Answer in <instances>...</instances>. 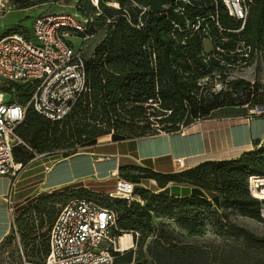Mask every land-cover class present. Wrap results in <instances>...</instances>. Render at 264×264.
I'll list each match as a JSON object with an SVG mask.
<instances>
[{
  "label": "trees",
  "instance_id": "16d2710c",
  "mask_svg": "<svg viewBox=\"0 0 264 264\" xmlns=\"http://www.w3.org/2000/svg\"><path fill=\"white\" fill-rule=\"evenodd\" d=\"M48 1L55 0H34L22 8ZM96 1L92 5L80 0L85 4L81 12L92 18L88 23L82 21L91 37L89 28L98 25L105 29L91 55L87 59L82 55L86 89L58 121L27 106L15 132L29 149L17 146L14 157L17 149L26 150L31 157L56 153L67 157L77 152L76 147L94 145L103 136L122 141L176 132L216 108L248 104L254 91L249 82L238 80L230 85L235 93H244L246 99L240 102L221 91L204 94L202 82L221 77L226 65L249 66L255 56H264V0H245V20L229 16L219 0ZM205 40L212 47L209 52L204 50ZM0 90H13L19 103L26 106L31 86L9 83ZM118 172L120 178L132 183L154 180L161 190L134 187L137 199L128 203L107 194L72 189L75 197H86L114 211L116 236L129 233L143 243L154 231L153 218L173 219L188 235L201 234L209 224L216 234L235 238L234 247L221 254L220 264H264V235L230 223L226 213L237 212L261 222L260 201L249 187L264 197V148L172 173L137 164L120 165ZM169 183L183 185L182 193L175 194L178 188L166 187ZM54 196L44 195V202L36 199L16 216L23 243L36 230L27 249L39 253V262L47 254L49 229L59 212L50 203L46 205ZM44 218L49 225L41 231ZM27 223L26 231L22 226ZM38 240H44L40 250ZM149 252L153 264H204L207 260L199 248L169 240ZM113 256L114 264H147L132 249Z\"/></svg>",
  "mask_w": 264,
  "mask_h": 264
},
{
  "label": "built area",
  "instance_id": "2783aa9c",
  "mask_svg": "<svg viewBox=\"0 0 264 264\" xmlns=\"http://www.w3.org/2000/svg\"><path fill=\"white\" fill-rule=\"evenodd\" d=\"M219 1L229 16L245 20L248 9L245 0ZM31 33L33 40L21 32L0 36V80L31 86L26 106L13 99L4 100L3 93L0 96V176L11 179L6 196L11 231H16L12 195L25 166L16 162L14 149L19 145L29 149L15 130L24 118L26 107L31 106L38 114L58 121L69 113L86 89L81 50L73 46L74 37L82 41L91 38L84 22L73 13L40 14L32 19ZM263 111L264 106L249 110L250 114ZM41 156L35 154L30 161ZM177 162L179 166L183 165V161ZM249 191L257 198L250 187ZM107 195L128 203L137 199L134 184L120 177L116 179L114 191ZM258 200L259 217L264 223V199ZM114 230L116 215L113 210L86 197H73L61 207L51 223L47 254L36 264H114L113 253H122L128 248L123 249L120 244L124 234L116 236ZM23 263L34 264L24 258Z\"/></svg>",
  "mask_w": 264,
  "mask_h": 264
},
{
  "label": "crops",
  "instance_id": "0c3cea01",
  "mask_svg": "<svg viewBox=\"0 0 264 264\" xmlns=\"http://www.w3.org/2000/svg\"><path fill=\"white\" fill-rule=\"evenodd\" d=\"M247 104L224 106L194 120L176 132H160L122 141H106L50 161V156L33 159L19 173L12 200L25 204L41 193H48L67 184L93 193L114 191L120 165L148 166L161 173H172L206 161L236 159L245 152L264 148V111L250 114ZM110 137V136H109ZM177 160L183 161L179 166ZM10 177L0 176V244L10 234L6 196ZM153 192L161 189L151 179L133 183ZM181 194L183 185L169 183Z\"/></svg>",
  "mask_w": 264,
  "mask_h": 264
},
{
  "label": "rangeland",
  "instance_id": "374dc122",
  "mask_svg": "<svg viewBox=\"0 0 264 264\" xmlns=\"http://www.w3.org/2000/svg\"><path fill=\"white\" fill-rule=\"evenodd\" d=\"M34 0H0V36L3 34H7L10 32H21L24 33L27 38L33 40V36L31 33V22L32 19L37 15L43 14H55V13H73L78 19L84 21L86 23L92 21L89 19L91 17L88 14H84L81 12V8L85 7L84 2H80V0H55L48 1L45 3L35 4L28 8H22L26 2H33ZM90 4H96V0H89ZM88 21V22H87ZM100 25V24H99ZM95 27V28H94ZM89 29L92 30L93 35L87 41H82L78 37L73 38V46L75 49H80L81 54L86 59L91 55L94 46L97 42L104 36L105 29L101 26H94ZM223 74L221 77L213 76V78H209L208 80H204L202 84L205 86L203 89V93H217L221 91L222 93H228L227 97H231L236 99L237 101H245L246 97L243 92L238 91L235 93L233 89H230V85L233 82L238 80H243L249 82L253 85L254 91L252 92L249 100L248 106L249 108L255 109L256 106H264V56L258 55L252 59V62L249 66H241L240 64H234L232 66H225L223 70ZM9 83L0 80V89L4 87H8ZM3 93L4 100L10 101L15 100L19 102L18 98L15 96L13 90L8 93ZM109 136H103L98 138L97 143H104L109 141ZM84 150L83 148L76 147V151ZM21 151L19 149L16 150L15 160L19 162H29L33 157L28 155L29 152ZM66 150H61L64 152ZM46 156H41L39 159H43ZM63 157L61 153H56L50 155L49 160H58ZM119 175V174H118ZM72 184H67L58 189H54L48 193H41L37 197L29 200L25 204H18V208L16 212V216L19 215L21 210H24L30 204L36 201V199H40L44 195H56L54 198L47 201V206H53L54 211H58L61 209L63 204L67 202L69 199L75 197V193L72 190ZM135 187V186H134ZM72 191V192H71ZM100 195V194H99ZM254 195V194H253ZM44 202V199L41 198ZM42 202V203H43ZM53 203V204H51ZM227 220L230 223H233L239 227L245 228L257 235H264V223L260 221H256L253 219H249L246 217L240 216L237 212L226 211ZM19 217V216H18ZM180 217L176 216L175 218ZM38 220H35V224H37ZM44 227L41 231H46L47 226L49 225L48 220L44 218ZM29 223L23 224V228L29 230ZM152 225L154 228L153 233L143 242L140 240L135 241L132 239L129 241L128 248L132 249L135 252V255H139L141 260L147 262V264H153L152 258L150 256L149 249L156 248L160 244L166 243V241H172L174 243L179 244H188L193 245L204 252L207 256V260L204 264H220V257L223 252H226L229 248H233L234 236H222L215 233L213 227L209 224L205 225L204 231L199 235H188L186 231L180 229L173 219L168 218H153ZM20 226L18 223L16 224V231H11L7 238L0 244V264H24L23 258L26 262L31 261V263L39 262V253L31 254L27 249L30 247L29 239L35 232H32V235L28 236L27 242L24 243L21 241L23 236L19 231ZM40 232V230H37ZM131 234L129 233H123ZM38 242V249H42L41 242ZM159 244V245H157ZM126 251V250H124Z\"/></svg>",
  "mask_w": 264,
  "mask_h": 264
},
{
  "label": "bare ground",
  "instance_id": "6f19581e",
  "mask_svg": "<svg viewBox=\"0 0 264 264\" xmlns=\"http://www.w3.org/2000/svg\"><path fill=\"white\" fill-rule=\"evenodd\" d=\"M113 3V2H112ZM117 6L115 3L112 4V6ZM0 96H1V92H0ZM254 194V193H253ZM254 196H256L258 199H264V197L262 196H257L254 194ZM129 241H130V236L128 234H124L121 236V239H120V244H121V247L123 249L127 248L128 247V244H129Z\"/></svg>",
  "mask_w": 264,
  "mask_h": 264
},
{
  "label": "water",
  "instance_id": "95a60500",
  "mask_svg": "<svg viewBox=\"0 0 264 264\" xmlns=\"http://www.w3.org/2000/svg\"><path fill=\"white\" fill-rule=\"evenodd\" d=\"M211 49H212V47H211L209 41L205 40L204 41V50H205V52H209Z\"/></svg>",
  "mask_w": 264,
  "mask_h": 264
}]
</instances>
